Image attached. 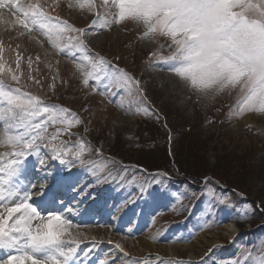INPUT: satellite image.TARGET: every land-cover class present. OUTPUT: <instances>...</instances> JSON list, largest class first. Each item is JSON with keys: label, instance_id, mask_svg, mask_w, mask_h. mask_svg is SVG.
Wrapping results in <instances>:
<instances>
[{"label": "rangeland", "instance_id": "374dc122", "mask_svg": "<svg viewBox=\"0 0 264 264\" xmlns=\"http://www.w3.org/2000/svg\"><path fill=\"white\" fill-rule=\"evenodd\" d=\"M29 2L34 0H21V3ZM40 2L51 15L78 28L89 26L96 19L97 24L86 33L85 41L93 51L134 74L141 81L152 108L159 114L157 118L151 110L145 112L143 104L127 95L110 102L112 98L82 88L72 59L60 54L47 37L40 33L38 38L44 43H37L32 36L21 35L26 30L19 25L0 22L3 65L21 77L20 83L10 78L5 82L82 117L85 123L73 124L71 129L80 135H64L61 139L84 143L85 159H92L97 169L128 165V181H135L123 188L96 184L83 168L72 169L75 181L72 187L80 185V191L86 189L88 195L64 190L57 195L56 205L46 210L62 215L68 210L72 235L65 238L83 241L73 264H97L112 251L113 246L106 242L93 248L90 243L93 238L121 242L127 253L120 254L122 264H177V261L198 264L202 257L203 264H232L237 260L239 264H264V230L259 229L264 225V218L257 215V211L264 214V204L257 206L264 200V112L252 108L240 115L230 114V109L239 112L242 106L237 89L201 94L190 85L185 86L182 79L167 68L157 66L162 57H150L149 53L170 55V40L158 34L144 37L142 23L126 18L124 23L110 30H102L103 20L111 21L115 11L111 6L105 7L103 0H92L91 10L89 0ZM81 3L83 8L79 6ZM0 11L8 13L7 8ZM36 35L33 32V36ZM66 42V37L57 40L60 47ZM17 52L21 57L19 70L16 68ZM81 55L77 53L78 57ZM28 58L32 59L31 73L42 81V86L27 79ZM53 84L55 87H50ZM85 107L88 111L83 110ZM5 108V102L0 99V121L5 119ZM69 119H72L70 115ZM8 125V130L0 129V153L9 151L4 142L15 135L14 121L9 119ZM54 127L50 126L48 131H53ZM69 147L76 150L75 144ZM93 147L102 149L103 156L89 157L88 152ZM29 160L32 161V183L49 184L55 193L56 168L66 175L63 166L52 161V176H45L36 170L35 157ZM144 169L149 173L166 171L170 175L162 183H152L138 194V184L145 180ZM219 172L228 177V188L220 185L211 174ZM204 176L213 181L209 188L216 186L225 194L221 199H226V204H210V195L200 200ZM241 191L248 196L247 201L232 211L231 205L236 202L233 195ZM220 193L216 191V196L220 197ZM133 196L135 201L120 210ZM34 200L39 198L34 197ZM35 206L39 208L40 204ZM227 223H236L240 228L233 238L226 234ZM214 234L218 237L215 244L202 242L190 250L183 248L184 244L198 243L202 235ZM252 234L255 237L251 240ZM142 238L152 243L179 246L178 253L170 257L144 248ZM8 254V250H0V258Z\"/></svg>", "mask_w": 264, "mask_h": 264}, {"label": "snow or ice", "instance_id": "6c2138e0", "mask_svg": "<svg viewBox=\"0 0 264 264\" xmlns=\"http://www.w3.org/2000/svg\"><path fill=\"white\" fill-rule=\"evenodd\" d=\"M103 4L113 7L115 11L111 21L103 20L100 25L102 30H110L130 18L143 24L144 37L157 34L167 37L170 40V55L154 52L149 56L160 55L162 59L157 66L170 70L182 79L185 86L190 85L205 95L237 89L242 106L239 112L230 109V114L240 115L252 108L264 112V0H103ZM79 6L83 8L84 4ZM93 7L92 0H89V10ZM4 8L8 13L0 11V22L19 25L26 30L21 35L32 36L41 44L44 41L39 40L38 36L42 33L60 54L72 59L74 72L80 74L82 88L108 96L112 98L110 102L127 95L138 104H143L145 112L151 110L159 118L141 81L119 64L93 51L85 41L86 33L97 24L96 19L84 28L75 27L67 20L51 15L40 0L29 3L0 0V9ZM33 32L37 35L33 36ZM65 37L67 42L60 47L57 40ZM77 53L82 55L78 57ZM16 59L19 70V52ZM28 67L27 79L36 86H42V81L31 73V58H28ZM0 72L3 73L0 75V99L6 104L5 119L0 121V129L8 130L9 119L14 121L15 126V135L4 142L9 151L0 153V250L9 252L6 258H0V264H73L83 241L65 238L72 235L68 210L64 215L46 210L56 205L57 195L64 190L71 189L81 196L88 195L86 189L80 191V185L72 187L75 183L72 169L83 168L96 184H113L117 188L128 187L129 183L135 181H128V165L122 164L118 169H97L92 159H85L84 143L61 139L64 135H80L71 129L73 124L85 123L82 117L68 108L46 103L40 95L6 83V78L20 83L21 77L11 68L4 67L2 57ZM83 110L88 111L86 107ZM69 115L72 119H69ZM50 126H55L51 132L48 131ZM73 144L76 145L75 151L69 147ZM88 156L100 157L103 151L93 147ZM29 157H35L36 170L45 176H52V161L58 162L66 170L67 174L63 175L56 168L55 193L49 184L32 183V161ZM144 174L145 180L137 187L138 194L152 183H162L170 175L159 170L149 173L147 169H144ZM201 184L200 198L210 195V204H226V199H221L224 193L217 197L216 186L209 188L213 184L209 177H202ZM178 194L174 193L175 196ZM238 195L247 199L244 193ZM34 197L39 200H34ZM135 199L133 196L125 201L120 210ZM37 203L40 204L39 208L35 206ZM260 204H264V200L257 206ZM231 206L235 207L234 204ZM105 242L113 246L112 251L97 264H122L120 254L127 253L121 242L111 239L97 241L95 238L90 241L93 248ZM177 264L183 262L177 261ZM189 264L194 262L189 261ZM198 264H203V257ZM232 264H239V261Z\"/></svg>", "mask_w": 264, "mask_h": 264}, {"label": "bare ground", "instance_id": "6f19581e", "mask_svg": "<svg viewBox=\"0 0 264 264\" xmlns=\"http://www.w3.org/2000/svg\"><path fill=\"white\" fill-rule=\"evenodd\" d=\"M233 222V221H232ZM240 230V228L236 225V223H227L226 226H225V231H226V234L227 236H229L230 238H233L234 235H236L238 233V231ZM207 237H211L210 240H207ZM141 245L144 247V248H147L149 250H152V251H155V252H161L162 254L164 255H168L170 257L172 256H176L177 253H178V248L179 246H176V245H163V244H158V243H152L151 241L149 240H145V239H141ZM199 242H192V243H189V244H184L183 248L185 250H190V249H193L194 246L197 245H201L202 242H205V243H209V244H215L217 241H218V237L217 235H202L199 240Z\"/></svg>", "mask_w": 264, "mask_h": 264}, {"label": "trees", "instance_id": "16d2710c", "mask_svg": "<svg viewBox=\"0 0 264 264\" xmlns=\"http://www.w3.org/2000/svg\"><path fill=\"white\" fill-rule=\"evenodd\" d=\"M144 167V166H143ZM145 168V167H144ZM212 175H213V177L215 178V180H218V182L219 183H221L220 185H222V186H224V188H228V185H230V183H229V180H228V177L226 176V175H224V174H222V173H211ZM173 184H175V183H173ZM218 185V184H217ZM233 186H236L237 188H241V187H239L238 185H233ZM232 187V186H231ZM217 189H216V191L217 192H219L220 193V191L218 190V187H216ZM224 188H222V190H224ZM170 189V188H169ZM243 190V189H242ZM227 191V190H226ZM242 193H244L243 191H241ZM233 195V194H232ZM246 195V194H245ZM247 196V195H246ZM248 197V196H247ZM202 198V197H201ZM201 198H200V200H201ZM233 198H234V201H236L235 202V207H238V206H240L239 204H241V203H243V202H245V201H247V199H242L241 198V196H239V195H236V194H234L233 195ZM200 202H202V201H200ZM199 202V203H200ZM235 207H232L231 208V210L233 211L234 209L233 208H235ZM263 209V208H262ZM264 210V209H263ZM257 215H260V219H262V218H264V214L263 213H261V212H259V211H257ZM262 228V230H264V225H261L260 227H259V229H261ZM255 237V235H253L252 234V236L250 237V239L252 240L253 238ZM249 239V240H250Z\"/></svg>", "mask_w": 264, "mask_h": 264}]
</instances>
